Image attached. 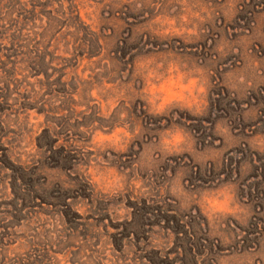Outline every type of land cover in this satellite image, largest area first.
I'll list each match as a JSON object with an SVG mask.
<instances>
[{
    "label": "rangeland",
    "instance_id": "obj_1",
    "mask_svg": "<svg viewBox=\"0 0 264 264\" xmlns=\"http://www.w3.org/2000/svg\"><path fill=\"white\" fill-rule=\"evenodd\" d=\"M27 1L0 4V264H264V0Z\"/></svg>",
    "mask_w": 264,
    "mask_h": 264
},
{
    "label": "trees",
    "instance_id": "obj_2",
    "mask_svg": "<svg viewBox=\"0 0 264 264\" xmlns=\"http://www.w3.org/2000/svg\"><path fill=\"white\" fill-rule=\"evenodd\" d=\"M6 2L5 7L6 9H8L6 16L11 17L15 12H16V8L20 9L21 11L25 9V7L27 6V4H21L20 0H0V4ZM29 3V5L34 6L32 7V9L35 8L36 5H32L34 4V0H28L27 1ZM41 4V3H40ZM43 5L46 7L47 4H42L41 7H43ZM35 10L29 11L28 13H34ZM34 15H32L29 19H25L24 24H20V25H15L12 28L14 29L13 34L11 35L12 37V42L13 41H23V42H19L17 43L18 48L20 50L23 49H29L28 50V54H35L34 58H37L39 61L41 60V62L44 61V58H39V57H44L46 56V50L47 48H49V43L46 42V38L48 37V34L50 31H52V29H55V23L58 20L56 17H51L50 21L53 22L51 25H48L46 28H43L41 33H38L37 31L40 30L41 28L36 26V23L33 19ZM27 22H30L29 24ZM11 27V26H9ZM2 29V28H1ZM6 30H4L5 32ZM23 32H26L25 35H23ZM3 34L4 33H0V39L3 38ZM38 39V40H36ZM43 49V51L45 52H40V49ZM27 52V50H26ZM25 52V53H26ZM43 53V56H41Z\"/></svg>",
    "mask_w": 264,
    "mask_h": 264
},
{
    "label": "clouds",
    "instance_id": "obj_3",
    "mask_svg": "<svg viewBox=\"0 0 264 264\" xmlns=\"http://www.w3.org/2000/svg\"><path fill=\"white\" fill-rule=\"evenodd\" d=\"M194 84H195V81H191V82L189 83V88H191ZM177 139H178V137H177ZM112 175L114 176V174H112ZM221 195H223V196L225 197V203H226L229 199H231V197H229L226 193H221Z\"/></svg>",
    "mask_w": 264,
    "mask_h": 264
}]
</instances>
